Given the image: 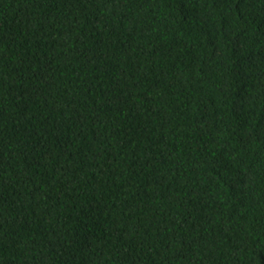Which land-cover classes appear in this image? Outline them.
I'll use <instances>...</instances> for the list:
<instances>
[{"label":"trees","instance_id":"trees-1","mask_svg":"<svg viewBox=\"0 0 264 264\" xmlns=\"http://www.w3.org/2000/svg\"><path fill=\"white\" fill-rule=\"evenodd\" d=\"M0 264H264V0H0Z\"/></svg>","mask_w":264,"mask_h":264}]
</instances>
